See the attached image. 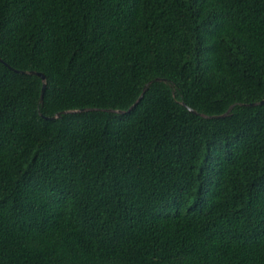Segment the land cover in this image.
<instances>
[{"label":"trees","instance_id":"obj_1","mask_svg":"<svg viewBox=\"0 0 264 264\" xmlns=\"http://www.w3.org/2000/svg\"><path fill=\"white\" fill-rule=\"evenodd\" d=\"M262 101L264 0H0V264H264Z\"/></svg>","mask_w":264,"mask_h":264},{"label":"water","instance_id":"obj_2","mask_svg":"<svg viewBox=\"0 0 264 264\" xmlns=\"http://www.w3.org/2000/svg\"><path fill=\"white\" fill-rule=\"evenodd\" d=\"M21 74H32V75H35L37 77H39L42 82H43V86H42V93H41V100H42V95L44 93V89H45V84H44V81H45V76L41 73H36V72H19ZM142 98V95L141 97L139 98V100ZM261 104H264V101L260 102V103H254V104H250L249 106H255V105H261ZM191 112H193L192 110H190ZM194 113V112H193Z\"/></svg>","mask_w":264,"mask_h":264}]
</instances>
